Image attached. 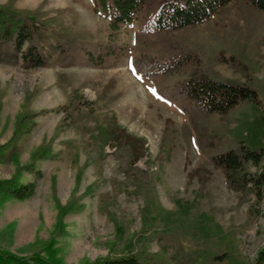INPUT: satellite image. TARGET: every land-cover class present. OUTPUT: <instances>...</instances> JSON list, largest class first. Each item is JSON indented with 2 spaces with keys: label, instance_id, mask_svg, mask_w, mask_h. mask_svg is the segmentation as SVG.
I'll use <instances>...</instances> for the list:
<instances>
[{
  "label": "rangeland",
  "instance_id": "obj_1",
  "mask_svg": "<svg viewBox=\"0 0 264 264\" xmlns=\"http://www.w3.org/2000/svg\"><path fill=\"white\" fill-rule=\"evenodd\" d=\"M13 6L40 8L43 18L62 9V23L51 31L111 44L116 52L103 65H87L77 57L59 66L55 55L44 67L0 63V179L18 176L19 182H34L26 199L0 195V253L32 264L35 255L48 258L47 250L62 264H88L138 250L171 256L173 249H162L156 234L177 227L175 216L185 211L202 230L180 235L185 250L227 251L230 264L253 261L264 249V197L257 202L251 190L229 187L210 156L219 146L247 142L257 113L246 101L225 114L210 113L200 130L209 139L198 142L187 117L192 105L175 86L191 69L210 70L223 80L251 85L262 110L264 13L235 0L176 33L171 43L190 58L176 72L161 74L142 62L140 72L134 64L141 53L158 62L166 49L142 29V11L112 31L109 20L92 11L90 0H13ZM72 92L90 102L82 112L88 108L92 113L82 121L76 117L81 109H58ZM30 113L29 130L12 139L20 115ZM101 125L142 141L134 165L152 173L158 204L170 214L154 220L142 215L146 195L120 167L117 142H103ZM46 143L49 153L31 169L22 167ZM259 169L264 171V158ZM61 207L70 209L61 213Z\"/></svg>",
  "mask_w": 264,
  "mask_h": 264
},
{
  "label": "trees",
  "instance_id": "obj_2",
  "mask_svg": "<svg viewBox=\"0 0 264 264\" xmlns=\"http://www.w3.org/2000/svg\"><path fill=\"white\" fill-rule=\"evenodd\" d=\"M90 1L92 11L106 17L112 31L118 30L124 23L131 22L137 13L142 11V29L155 36L164 49L168 50H164L158 62H153L146 54L141 53L134 60L135 67L142 72L141 65L144 63L149 69H157L153 73L172 74L190 58L188 52H184L171 43L172 37L186 28L207 20L212 13L235 0ZM242 1L264 13V0ZM44 14L40 8L17 9L13 6V0L0 4V63L20 65L23 68L44 67L55 55V61L59 66L71 65L75 63L77 57L82 58L87 65H103L114 56L116 52L114 45L94 43L87 39L51 31L52 26L56 24L54 27H59L62 23L60 21L63 20L64 10L59 9L56 15L48 18H43ZM175 92L189 100L192 105L187 117L195 128L198 142L209 139L206 133L200 131L205 127L208 114L214 112L225 114L240 101L251 104L257 116L251 122L249 136L245 138L247 142L236 140L226 146H219L211 154L210 160L213 165L223 170L229 187L249 189L253 192L256 201H261L264 197V171L260 170L259 166L264 158V142L261 140L264 137V105L262 110H259L260 102L256 90L249 84L223 80L210 70L191 69L188 77L176 84ZM89 103L81 95L72 92L68 101L58 109L64 113L78 112L81 109V113H76V117L82 121L92 113V110L88 108L87 112H82V108L88 107ZM33 115L34 113L20 115L14 126L12 139L21 132L29 130ZM98 133L103 138V142L111 139L117 142L115 155L120 167L127 179L146 195L147 200L142 215L148 214L154 220V217L163 218L165 213L170 214L158 204L152 173L148 169L144 170L134 165L138 157L142 155V141L126 136L121 128H107L101 125L98 127ZM3 148L4 146L0 145V154ZM48 153L49 144H40L32 151L31 161L22 167L31 169L36 159L44 158ZM33 191L34 182H19L18 176L0 179V195L3 197L23 200L30 197ZM69 209L61 207L60 212ZM175 217L177 227L156 234L161 248L164 250L172 248L173 255L138 250L119 256L105 257L88 264H230L231 259L227 251L210 253L198 249L185 250L180 244V235L186 231L190 232L191 229V233L202 230L199 227L200 224H197V218L188 216L185 211L178 213ZM47 251L48 258L35 255L34 262L62 264L54 257L52 251ZM0 264L32 263L24 258L0 253ZM234 264H264V249L256 253L253 261L239 260Z\"/></svg>",
  "mask_w": 264,
  "mask_h": 264
},
{
  "label": "snow or ice",
  "instance_id": "obj_3",
  "mask_svg": "<svg viewBox=\"0 0 264 264\" xmlns=\"http://www.w3.org/2000/svg\"><path fill=\"white\" fill-rule=\"evenodd\" d=\"M129 67L131 68L132 67V64H131V61L129 62ZM134 71V74H135V69L133 70ZM139 79V77H137ZM149 91L153 93V95H157L158 96V93L156 91V89L154 88H149ZM159 99H163V97L161 96H158Z\"/></svg>",
  "mask_w": 264,
  "mask_h": 264
}]
</instances>
